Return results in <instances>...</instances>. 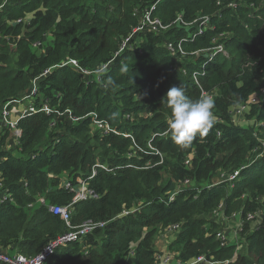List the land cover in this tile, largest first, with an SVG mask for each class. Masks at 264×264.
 Masks as SVG:
<instances>
[{"label":"trees","instance_id":"obj_1","mask_svg":"<svg viewBox=\"0 0 264 264\" xmlns=\"http://www.w3.org/2000/svg\"><path fill=\"white\" fill-rule=\"evenodd\" d=\"M156 1L12 0L5 4L0 0V113L8 102L29 94L38 79L36 106L48 101L61 114L59 120L44 113L21 119L18 125L23 135L14 152L11 142L6 145L10 132L2 134L0 160L5 161L0 165V198L7 192L10 200L0 206V248L12 255L34 257L67 232L65 223L38 200L44 198L48 206L69 205L72 194L61 188L62 176L69 173L71 184L77 186L80 179L90 177L97 162L109 169L121 168L113 174L99 169L91 182L99 198L77 204L72 223L106 224L84 237L83 242L58 248L46 264H158L154 235L159 228L166 233L176 224L180 225L179 235L170 249L181 263L200 256L224 261L232 259L241 244H229L235 235L230 239L226 234L221 246L216 238L218 223L212 220L216 210L223 203L220 212L227 217L241 213V220L246 222L237 235L241 241L250 233L248 216L256 218L254 212L264 211V201L258 200L264 197V144L257 140L253 129L231 123L233 109L264 89V0H224L222 6H217L215 0L160 2L155 16L165 24L178 15L190 20L199 11L210 15L224 8L221 17L213 19L215 31H208L185 48L188 53L207 49L215 34L226 33L222 41L228 57L218 55L207 65L204 76L201 66L205 62H199L198 55L176 64L165 48L166 42L186 36L174 29L166 35L143 36L142 54L126 51L115 58L123 40L141 23L143 11ZM233 1L238 4L236 10L227 7ZM21 19L28 20L30 26L17 24ZM48 35H52V43L46 47ZM200 56L205 61L207 54ZM70 59L89 72L111 63L103 77L106 90L94 77L93 84L87 83L71 67L55 68ZM49 69L50 76L42 77ZM195 71L199 72L201 85L193 79ZM181 84L192 99L201 93L214 97L218 122L206 134L198 133L187 147L177 145L171 137V110L166 102L168 90ZM67 110L82 121L76 125L66 121ZM93 113L120 132L131 133L132 139L117 134L91 135L89 115ZM140 113L153 116L139 118ZM124 116H135L139 121L134 120L131 129L124 130L119 124ZM247 116L264 127V101L252 105ZM53 122L55 127L51 126ZM150 142L155 150L149 147ZM253 149L259 150L261 157L247 167L246 155ZM226 151H233L229 161L233 172L246 167L231 192L228 183L212 188L200 186L183 190L169 201L170 193L185 180L198 185L207 180L222 165L216 162L217 155ZM157 152L164 156L161 165ZM129 153L135 156L128 157ZM190 156L193 170L185 164ZM131 164L136 168H129ZM162 172L170 177L167 184H162ZM245 195L248 199L243 206ZM134 202H142V209L117 218ZM247 242L249 257L240 258L237 264H264V212L262 224ZM84 247L90 250L82 252Z\"/></svg>","mask_w":264,"mask_h":264},{"label":"built area","instance_id":"obj_2","mask_svg":"<svg viewBox=\"0 0 264 264\" xmlns=\"http://www.w3.org/2000/svg\"><path fill=\"white\" fill-rule=\"evenodd\" d=\"M8 1L10 0H6V2ZM161 1L162 0L156 1L149 8H146L143 11L140 17L141 23L136 27H134L130 35L123 40V42L120 45L119 51L115 55V58H117L120 54L125 53L126 51L138 50L140 54H142L143 51L140 48V44L144 42L143 36H147L148 34H155V33H157L158 35H164V31L168 30L169 28L170 30L174 29L176 31L184 32L186 34V36H184L183 38L179 39L176 42L173 41V42L165 43V48L169 51L171 56L189 57L193 55L200 56L204 53L207 54L206 60L204 61L205 63L201 66L202 67L201 76H204L207 65L213 62L218 55L222 54L228 57L229 53L225 49V45L220 41H218L220 38L225 37L226 33L215 34L212 39L211 47L207 49H201L191 53H188L185 50L187 45L194 44L197 41V39L206 35L208 31H215L217 24L213 22V19L217 17L220 18L224 8L223 9L220 8L214 14L198 16L191 20L184 18L182 15H178L173 22L169 24H165L155 16L156 15L155 13L158 10ZM215 1H216V5L218 6H222L224 4L221 0H215ZM227 7L228 8L230 7L232 9L233 7L236 8L237 6L233 4V2H231L227 5ZM137 12L139 13L138 10H135V14H137ZM22 22L25 23L28 27L30 26V22L28 20L21 19L18 20L16 23L21 24ZM36 45L40 46V43H37ZM110 64L111 63L106 64L99 71L89 72L85 70L77 60L70 59L62 62L61 65L55 66V68L71 67L73 70L78 72L80 76L87 83L93 84L95 80L99 84L98 85L99 87L106 90V85L103 83V77L107 74L108 67L110 66ZM51 70L52 69L45 71L42 77H45L47 73H51ZM92 77H94V80L91 79ZM193 79L196 81L197 84H199V72L195 71V73L193 74ZM36 81L34 82L32 90L29 94H27L21 99L8 102L6 105L2 107L0 113V143L2 137L4 136L2 134L4 133V131L8 130L10 132V136L6 139V145L12 141H14L16 145L19 144V139L21 138L22 130L19 128L18 124L19 121L25 117L32 116L38 113H44L48 116L55 118V120L60 119L61 114L57 111L56 107L51 106L50 102L46 101L42 104V106L40 107L36 106L35 100L38 95ZM26 99H33L34 102H31L29 104V107L26 106L24 109H21V106L24 105ZM263 101H264V89H261L256 94L251 96L248 102L240 104L233 109L231 113L233 117V123L235 122L236 117L245 116L247 114V111L251 109L252 105L259 104L260 102ZM89 116L92 118V122L90 126L96 128L97 131L95 132L101 137L109 136L111 134H117L119 136L121 135V132L115 126L111 125L105 120H101L100 118H98L96 113L90 114ZM64 117L66 121L71 122V124L73 125H76L82 121V118L76 117L72 110H67L66 113L64 114ZM127 118L129 120V117ZM51 126L55 127V122H53ZM122 135L127 138L131 137V135L128 134H122ZM219 136H221V133H219ZM157 154L161 157V154L159 152H157ZM131 156H135V154L129 153L128 157ZM2 161H5V159L0 160V165ZM162 162L163 159L161 157V161L159 162L158 165L162 164ZM187 165H190L189 161L187 162ZM95 166L97 167V170L92 171L91 176L87 180H79L78 187L74 188L72 184L69 181H67L64 189L74 194L70 205L48 206L44 198L38 200L39 205L47 207L54 216L59 217L65 223L68 231L63 233L56 239L50 241L49 244L38 255L34 257H28L26 255H21V254L12 255L7 250H3L2 248H0V264H46L47 260L55 253V251H57L58 248L67 246L72 243H80L82 242V239L87 235L93 233L97 229L104 228L106 224L105 222L95 223L93 221H86L83 222L81 225H75L72 223L74 205L78 204L79 202L98 199V195L96 194L95 190L89 187V182L94 179L99 169L109 172V169L105 164L98 162L95 164ZM128 167L136 168V166H134L133 164L129 165ZM245 168L246 167H242L237 171L233 172L231 176L227 178V182L233 183L234 185V183L238 180L241 171L244 170ZM190 184L191 181L188 179L182 182L181 188L176 189L175 191L170 193L169 201L175 200L183 191V189L189 187ZM2 187L3 184L0 181V188ZM9 200H10L9 194L7 192H3L0 198V206L6 204L7 202H9ZM30 207H32V205H30ZM222 207L223 204L219 207L218 210H216L215 215H219ZM129 215H132L131 211L125 213L124 215H119L117 218H121L123 216H129ZM254 219H255L254 216H248L247 222H252L254 221ZM179 229H180L179 224L173 225L168 228L166 234L174 235L179 231ZM216 235H217L216 238L221 241V246H224V243L226 242L225 234L222 232H218ZM158 260H159L158 264H173V260L175 259L168 255L167 257L164 258L158 257ZM228 262L229 260L225 262H213L207 259L205 256H200L199 258L193 259L185 264H201V263L227 264ZM177 264H184V263L177 261Z\"/></svg>","mask_w":264,"mask_h":264},{"label":"rangeland","instance_id":"obj_3","mask_svg":"<svg viewBox=\"0 0 264 264\" xmlns=\"http://www.w3.org/2000/svg\"><path fill=\"white\" fill-rule=\"evenodd\" d=\"M12 1V0H10ZM8 1V2H10ZM177 1V0H176ZM223 3H224V0H221ZM216 2V1H215ZM6 0H5V4H6ZM233 4H235L237 7H238V4L233 1ZM218 6V5H217ZM236 8H232L233 10H236ZM230 9V7H229ZM202 11H199L195 14H193L192 18H196L198 16H202ZM184 18H186L185 15H182ZM187 19V18H186ZM190 19V20H191ZM12 25V23H11ZM170 30V28L166 31H164V35H166V33ZM174 35V33H173ZM176 35H178V32H175V37ZM226 38V36H225ZM223 38H220L218 41H220L221 43H224L223 41ZM8 41H11V40H8ZM175 42L178 41V40H174ZM50 43H52V35H48V37L45 39L44 41V45L47 46H50ZM41 50H39L40 52ZM134 52V51H132ZM203 60L204 62V59L201 58V56L198 57V60L199 62L203 63L202 61ZM175 62L176 64H179L181 62H186V56H178V57H175ZM144 65V64H143ZM185 73V71H183ZM50 76V73H47L46 76L44 78H47ZM199 84L201 85V82L199 81ZM114 98L116 99L117 97L115 95H113ZM28 105V102L27 100H25L24 102V105L21 106V109H24L26 106ZM135 114V113H134ZM153 114L152 113H140L139 114V118L140 117H146V118H149V117H152ZM134 120H136V122H138L139 120L136 118L135 119V116H133L132 118H130V120L127 122L124 118L121 119V122L119 123L122 128L124 130L126 129H131V126L134 125L136 122H134ZM129 122H132L129 124ZM231 123L238 127V128H241V129H253L254 130V133L257 137V140L259 142H262L264 144V128L262 125H260V123H258L256 121L255 118H250L247 116V114L245 116H242V117H236V120L235 122L233 123V120H231ZM120 127V126H119ZM263 128V129H262ZM90 130H91V135H98L95 131L96 128L90 126ZM22 135H23V132H22ZM21 135V137H22ZM156 137V135L154 136ZM12 145L10 146L11 149H13V152L15 151L16 148H18V146L16 145V143L14 141L11 142ZM134 148L136 147L135 145L133 146ZM131 148V149H134V148ZM149 147L152 149V150H155L154 148H152L151 146V142L149 143ZM258 151L259 150H249L248 154L246 155V160H245V163L244 165H246L247 167H249L250 165L254 164L258 158L261 157L260 153L258 154ZM233 154V151H226V152H221L217 155V158H216V162H219L221 163V167H219L217 170L215 171H212L209 176H208V179L207 180H201L200 181V184L201 185H198L197 183H194V181H191V184L189 185V187L187 188H184L183 190H187V189H196L198 187H204V188H212V187H216V186H219L221 184H229L230 186L228 187V192H231L232 189L234 188L233 187V183H229L227 182V178L231 176L232 174V170H233V167L231 166V164L229 163V161L231 160L230 157L232 156ZM161 157L163 159V162H164V156L161 154ZM192 160V156L188 157L185 164L187 167L190 168V170H193V163L191 162ZM190 162V165H187V162ZM162 162V164H163ZM161 165V164H160ZM108 167V166H107ZM121 167H114V168H108L109 169V172L108 173H116L119 171ZM131 168V167H129ZM204 170H206V167L204 166L203 167ZM92 171H95L97 170V167L95 165L92 166L91 168ZM107 172V171H106ZM66 175H70L69 173H65ZM162 175L164 176V180L162 182V184H167V180L170 178H168V174L167 176L165 175L164 172H162ZM206 175V174H205ZM165 176L167 177L165 179ZM181 188V184H178L177 187H175V189H179ZM243 206L244 204L246 203L247 199H248V196H243ZM259 202L261 201H264V197H261L258 199ZM223 204V203H222ZM224 205V204H223ZM143 207V203L142 202H134V205L131 207V209H124L123 210V213L120 214V215H124L125 213L127 212H132V215L136 214L140 209H142ZM124 208L125 205H124ZM263 210H258L255 213V220L252 221V222H248V224L250 225V233L247 234L246 238L241 241L239 240L238 238V234L241 233L243 231V227L245 225V221H242L241 220V213L240 212H237L236 215H232L230 217H227L226 215H224V212H220L219 215H214V217H212L214 221H216L218 223V232H222L224 233L225 235L227 234V236L230 238L231 236L233 237V235H235V238H234V241H232V243H229V244H234L235 241H237V243L241 244V245H238L237 243V247H236V250L235 251V255H233V258L232 259H227L229 260V262L227 264H237L238 260L240 258H248L249 257V253H248V249H249V243L247 242L248 238L250 237V234H253L256 230L259 229L260 225L262 224V220H263ZM131 215V216H132ZM124 217V216H123ZM122 218V217H121ZM222 223H224L222 225ZM163 229V228H162ZM162 229L159 228L158 232L154 235V248L157 249V253H159V257L161 258H164V257H167L168 255L171 256L172 258H174L176 261H180L179 259H177L178 255L176 252H173L171 249H170V245L178 238V235L179 234H174V235H167L165 233V231H163ZM216 239V238H215ZM227 239V238H226ZM3 249V248H2ZM5 250V249H3ZM88 250H90L89 247H84L82 248V252H87ZM133 254L131 253V256ZM250 259V258H249ZM227 260H224V261H216V262H225ZM234 260V262H233ZM176 261L173 262V264H176ZM244 264V263H243Z\"/></svg>","mask_w":264,"mask_h":264},{"label":"clouds","instance_id":"obj_4","mask_svg":"<svg viewBox=\"0 0 264 264\" xmlns=\"http://www.w3.org/2000/svg\"><path fill=\"white\" fill-rule=\"evenodd\" d=\"M123 70L124 69L122 68V71ZM166 98H167L166 101L167 107L171 110V118L169 120V129L171 130V137L173 141L179 146H183V147L189 146L196 138L198 133L201 135L206 134L213 127V125L217 123L215 122V113H214L215 99L211 95L201 93V95L198 98L192 99L188 95H186V89L181 84L179 86L171 87L166 94ZM116 115L117 114L114 113L113 117H115ZM127 117L128 116L126 117L124 116V119L128 122L130 118L128 120ZM115 127L118 129L117 126ZM122 134L131 135V133H127L123 131L121 132L120 136H123ZM129 138L132 139V135ZM87 179L88 178H85L83 180H87ZM93 180L89 182L90 188H91V182ZM68 181L71 183L70 179ZM78 185L77 186L72 185V186L76 188L78 187ZM71 194L73 198L74 194L73 193ZM76 205H74V207Z\"/></svg>","mask_w":264,"mask_h":264},{"label":"crops","instance_id":"obj_5","mask_svg":"<svg viewBox=\"0 0 264 264\" xmlns=\"http://www.w3.org/2000/svg\"><path fill=\"white\" fill-rule=\"evenodd\" d=\"M70 179V177L68 176V175H66V174H64L63 176H62V179H61V188H63V187H65V185H66V183H67V181ZM176 190V189H175ZM174 190V191H175ZM230 239H233V237L231 236L230 237ZM160 255H159V253H157V257H159ZM174 261H176V260H173V262ZM176 264H177V261H176Z\"/></svg>","mask_w":264,"mask_h":264},{"label":"bare ground","instance_id":"obj_6","mask_svg":"<svg viewBox=\"0 0 264 264\" xmlns=\"http://www.w3.org/2000/svg\"><path fill=\"white\" fill-rule=\"evenodd\" d=\"M133 29H134V28H133ZM133 29H132V30H133ZM26 100H27V102H28V105H27V106L29 107V104H30L33 100H32V99H26Z\"/></svg>","mask_w":264,"mask_h":264}]
</instances>
